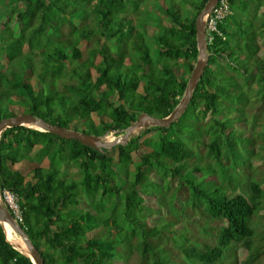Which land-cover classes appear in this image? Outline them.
<instances>
[{
    "label": "trees",
    "instance_id": "trees-1",
    "mask_svg": "<svg viewBox=\"0 0 264 264\" xmlns=\"http://www.w3.org/2000/svg\"><path fill=\"white\" fill-rule=\"evenodd\" d=\"M155 1L157 19L139 13ZM208 1L0 0L16 23L0 20V122L30 114L104 140L143 114L168 118L198 62ZM131 2L143 31L129 21ZM226 2L232 14L207 41L205 72L169 128H140L112 151L27 126L1 134L0 206L45 264H120L124 246L125 264H264V0ZM153 133L158 149L145 140ZM205 169L216 187L198 181ZM4 227L0 264H33Z\"/></svg>",
    "mask_w": 264,
    "mask_h": 264
},
{
    "label": "water",
    "instance_id": "water-1",
    "mask_svg": "<svg viewBox=\"0 0 264 264\" xmlns=\"http://www.w3.org/2000/svg\"><path fill=\"white\" fill-rule=\"evenodd\" d=\"M219 0H209L206 4L204 10L198 15L196 21L197 28V47L199 51L198 62L191 74L189 79L185 96L183 97L180 105L172 112V114L166 119H156L147 114L140 116L139 120L133 124L127 132L113 141H103L97 136L88 135L85 133H80L71 129H67L61 126L53 125L45 122L42 119H38L30 114H24L21 116H16L14 118L4 119L0 122V136L1 134L11 128L27 126L35 130L42 132H49L56 136H59L65 140H76L81 144L93 148L98 151L109 150L112 151L113 148L117 146H126L131 135L138 129L155 126L162 129L169 128L173 122L177 121L186 111L189 104L192 101L193 92L198 86L205 69L208 65L209 56L207 54V32L205 18L213 11L214 7L217 5ZM0 223L9 225L12 230L23 239L26 244L29 255H27L33 264H45L42 256L35 248L32 240L29 238L28 234L24 228L19 225L16 218L10 213V211L3 206H0ZM5 229V227H4ZM6 232V229H5Z\"/></svg>",
    "mask_w": 264,
    "mask_h": 264
},
{
    "label": "rangeland",
    "instance_id": "rangeland-1",
    "mask_svg": "<svg viewBox=\"0 0 264 264\" xmlns=\"http://www.w3.org/2000/svg\"><path fill=\"white\" fill-rule=\"evenodd\" d=\"M134 2V1H133ZM133 2H131L130 4V6H131V9H129V11H128V14H130V17H129V21H132V24H134V25H136V32H140V31H143V29H142V24H140V23H134V16H135V10H134V6H133ZM160 9V7L158 6V4L156 3V1L153 3V9H152V11H150V12H147V11H145V12H141V11H139V13L140 14H142L143 16H146L147 18H152V19H157V15H158V11H160L159 10ZM144 13V14H143ZM259 15H262V10L259 12ZM0 20H1V22H7L8 24H10V26L12 27V28H15L16 27V23H15V17L13 16V14H12V6L8 3V2H2V3H0ZM165 20V19H164ZM129 25L130 24H126V28H128L129 27ZM2 26H0V31L2 30ZM147 39L148 40H151V38H148L147 37ZM83 48H84V46H82ZM187 124V121H184L182 124H181V126L184 128L185 127V125ZM174 128H176V127H174ZM117 137H115V136H113V135H109L108 137H106L103 141H108V142H110V141H113L114 139H116ZM145 140L147 141V140H149V142H150V144L152 145V147L154 148V149H158L159 148V145H160V142H159V140H158V135H157V133H153V134H149V135H147V137L145 138ZM193 147H194V149H195V155L197 156V160L200 162V163H202L203 162V160H204V158H202L200 155H199V153H198V149H197V145H196V142H195V145L193 144ZM143 150L144 151H148V148H143ZM68 171H70V173L75 177V179H79L80 178V174L78 173V171H77V168L75 167V166H71L70 168H69V170ZM28 172V169H25L24 170V174H26ZM210 174H211V172H210V170H206L205 169V172H204V175L202 176V177H200L199 179H198V181H200V182H203V180H206V185L208 186V188L210 189V188H214V187H216V183H214V181H215V179H213V180H210ZM222 175V177L220 176V183H223V181H222V178H223V174H221ZM235 177L238 179L239 178V175L238 174H235ZM223 184H225V182L223 183ZM162 195L164 196L165 195V197L169 200V203H170V200H173L174 198H173V195L175 196V194H172V193H167V189H166V193H163L162 192ZM0 202H1V200H0ZM109 214H111L110 213V210L108 211V215ZM263 227H264V222H263ZM129 230V228H126V231H128ZM200 230H202L201 228H200ZM126 231H125V234H126ZM263 231H264V229H263ZM7 233H8V235H7V237H8V239H9V241L21 252V253H23V254H25V255H29V251H28V249H27V247L25 246V244L23 243V241L21 240V238H19L12 230H10L9 231V229L7 228ZM262 236V237H261ZM261 236H260V241L262 242V240L264 241V232L261 234ZM124 249L127 251L126 253H125V257L123 258V260L124 261H131V258H130V256H131V254H130V251H129V249L127 248V246H124ZM242 258H244V253H243V256H242ZM124 261H121L120 262V264L122 263V264H125V262Z\"/></svg>",
    "mask_w": 264,
    "mask_h": 264
},
{
    "label": "built area",
    "instance_id": "built-area-1",
    "mask_svg": "<svg viewBox=\"0 0 264 264\" xmlns=\"http://www.w3.org/2000/svg\"><path fill=\"white\" fill-rule=\"evenodd\" d=\"M232 11L226 0H219L213 11L205 18L207 41H212L213 34L218 33V24L227 16H230ZM4 200L6 204L16 215H19L18 199L9 192H5Z\"/></svg>",
    "mask_w": 264,
    "mask_h": 264
},
{
    "label": "bare ground",
    "instance_id": "bare-ground-1",
    "mask_svg": "<svg viewBox=\"0 0 264 264\" xmlns=\"http://www.w3.org/2000/svg\"><path fill=\"white\" fill-rule=\"evenodd\" d=\"M5 226V229H6V235H8V233H7V228L9 229V231L10 230H12V228L9 226V225H7V224H5L4 225ZM7 227V228H6ZM13 231V230H12ZM14 232V231H13ZM15 233V232H14ZM16 234V233H15ZM17 235V234H16ZM18 236V235H17ZM19 237V236H18ZM20 238V237H19ZM21 240L23 241V239L21 238ZM23 243H24V241H23ZM25 244V243H24ZM25 246H26V244H25ZM27 247V246H26ZM28 249V248H27ZM29 251V250H28ZM30 254V253H29Z\"/></svg>",
    "mask_w": 264,
    "mask_h": 264
}]
</instances>
